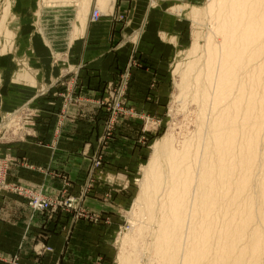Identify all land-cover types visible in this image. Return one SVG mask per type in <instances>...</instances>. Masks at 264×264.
I'll return each instance as SVG.
<instances>
[{
    "label": "bare ground",
    "instance_id": "bare-ground-1",
    "mask_svg": "<svg viewBox=\"0 0 264 264\" xmlns=\"http://www.w3.org/2000/svg\"><path fill=\"white\" fill-rule=\"evenodd\" d=\"M206 3L178 85L185 123L156 143L134 205L151 240L119 264H264V0Z\"/></svg>",
    "mask_w": 264,
    "mask_h": 264
},
{
    "label": "crops",
    "instance_id": "crops-1",
    "mask_svg": "<svg viewBox=\"0 0 264 264\" xmlns=\"http://www.w3.org/2000/svg\"><path fill=\"white\" fill-rule=\"evenodd\" d=\"M73 2L75 0L69 4ZM60 3L68 5L58 0H0V120L4 113L12 115L16 108L34 98V107L40 109L42 115L33 137L25 138L23 143L2 145V154L11 156L14 161L24 158L28 166H35L34 171L27 167H15L12 170L14 178L27 186L42 188L51 197L58 195L65 177L74 182L71 191L78 190L80 177L88 171L91 161L82 154L84 145L89 142L91 145L88 147H92L96 143V136H90L89 118L78 117L79 113H88L90 105H74L58 149L53 151L39 147L38 140L51 138L50 130L57 120L62 102L57 94L63 89L52 88L56 82L74 67L82 102L95 100L105 83L117 78L134 55L133 62L139 61L140 64L132 67L130 97L140 100L149 94L154 97L151 85L156 78L159 80L160 71L164 70V64L174 48L165 45L159 38L162 31L166 34L171 31L161 26V21L169 16L166 5L162 9L151 10L148 0H79L78 10L81 7L83 10L81 14L71 7L58 6ZM98 3L104 4V12L99 9ZM179 6L182 13L187 8ZM5 7H9L10 11L3 25L4 30L1 24ZM94 9L102 13L97 23L91 22ZM143 18L153 19L150 24L148 22V27L146 24L143 29L137 28L141 26L138 20ZM138 29L142 30L137 32L141 34L138 45L128 43V36ZM6 31L11 40H7ZM151 107L145 104L141 110L151 113ZM119 138L105 155L108 164L104 173L109 174L108 177L115 178L112 176L115 173L123 178L122 173L128 170L127 167H133L135 160L134 157L129 158V153H132L138 138ZM136 154L138 150L132 156ZM103 177L102 180L105 179ZM98 187L97 194L92 195L95 197L89 199V209L106 216L110 215V206L122 207L125 202L123 194L118 195V203L109 206L99 199L103 198L106 188ZM0 206V258H4L0 264H9L14 257H19V264H90L97 258L98 247L111 228L105 229L106 222H101L100 226L88 221L71 224L69 217V223L67 217L47 222L41 215L35 216L32 221L31 210L14 199H8ZM38 239L44 240L53 252L37 256L34 248Z\"/></svg>",
    "mask_w": 264,
    "mask_h": 264
},
{
    "label": "rangeland",
    "instance_id": "rangeland-1",
    "mask_svg": "<svg viewBox=\"0 0 264 264\" xmlns=\"http://www.w3.org/2000/svg\"><path fill=\"white\" fill-rule=\"evenodd\" d=\"M58 1L69 3V1L72 2L74 0ZM206 2L207 0H189L188 2L186 0H168L166 2L158 1V3H155L153 0H148L149 9L151 10L162 9V7L166 5L165 8L168 9L169 16L161 21V26L171 31L167 34L163 33L165 31H162L159 34V38L162 42L166 43L165 45L174 47L171 52V57L164 64V70L160 71L159 80L156 78V81L151 85L150 89L154 91V97H152V95L150 96V94L141 100L138 98L136 99V97H130L132 95L129 91L132 86V67L134 65L139 66L140 64L139 61L133 62L134 55L129 65L123 72L118 74L117 78L105 83L100 91V95L95 100L88 99L82 102V97L78 92L79 81L77 74H75L76 70H74V67H71V72H65L66 74H64L57 81L56 85L52 87H61L63 89L57 94V98L61 99L62 102L59 112L57 113V120H55L50 130V132H52L50 133L51 138L49 139L47 137V140H50V142L47 140H38L37 143L39 147H44L53 151L57 150L63 138V130L67 125V121L72 117L70 116L71 108L74 105H90L91 107L88 113L78 114L80 119L89 118L87 122H89L91 126L90 136H96V143H93L95 146L88 147L91 145L89 142L84 145L82 154L88 156L91 161L88 171L80 177L78 190L71 191L70 187L74 182L65 177L63 187L60 189L58 195L56 197H51L46 195L42 188L27 186L23 184L20 179L14 178L12 170L15 167H27L32 171L36 170V167L33 165L28 166L29 163L25 161L24 158L19 161H14L11 156L2 154L1 146L10 145L12 143H23L25 138L33 137L35 126L38 123V119L42 116L39 112L40 109L34 107L35 98L30 103L16 108L14 112L17 113L10 118L17 123L18 127L15 129L8 127V129L0 131V158L7 160L5 164L7 176L5 182H0V205L5 203L8 199L19 201L31 210L32 221L35 219V216L41 215L44 218L43 221L47 222L55 221L57 217H67V219L69 217V219L72 220L71 224L78 223L79 221H88L100 226L101 222H106L105 229L108 227L111 228L107 231L104 240L98 247L99 254L97 258L90 264H119L118 260L122 254L131 253L134 249L138 250L140 246L143 245V238L149 243V240H151L150 237H143L145 235L143 233L144 229H142L144 225H142V221L143 223H146V221L143 219L144 216L142 213L134 209V205L141 193V182L144 177V169L153 156L156 143L162 140L170 129L173 131L175 130V133H179L181 127L184 125L183 123H185V116H183L184 114L182 112L183 104L176 99L180 96V88L178 85L180 84V76L187 69L188 64L199 58V54L196 56L191 54L194 38L199 37V44L201 46L205 45L206 34H208V23L205 16ZM63 5L59 4L58 6ZM179 5L187 7L180 15L173 11L177 6L180 7ZM103 6L104 4L98 3V7L102 12L105 11ZM65 7H71L72 9H76V13L79 12L78 2L76 0L72 4L65 5ZM152 19L153 18L139 19L138 21L141 26L138 25L137 28L142 27L143 29L146 27V24L148 27ZM154 19L156 20L157 18ZM2 29L5 30L3 27ZM140 30L141 29L135 30L128 36L126 41L130 44L138 45L141 34L139 35L137 32ZM6 36H8L7 33ZM9 36L11 37V35ZM62 83H64V85H62ZM73 83H75V92L73 91ZM159 88L161 93L158 94ZM69 92L72 93L73 99L67 100V103L65 101V104L68 105L65 112L64 97H62V94L66 96V93ZM145 104L152 105L151 111H153H150L151 113H144V111L141 110V106ZM189 108L192 109V106ZM6 115H9V113H4L1 117L0 128L4 126V121L7 120ZM60 116H63L65 121L63 122V127L59 129ZM33 121L35 125H33ZM58 129L60 131L59 134L57 132ZM121 136H125L129 140L132 138V140H136L138 138L132 153H129V155H131L129 158L134 157L135 159L133 167H127L128 170L122 173L123 178L115 175V173L112 175L115 176V178L108 177L109 174L104 173V168L106 164H108L105 155L107 150L110 149L111 144ZM91 137L89 140H91ZM87 149L89 150L88 152ZM136 150H138V154H136L137 157H135L136 155L132 156L135 154ZM117 174L120 175L121 173L118 172ZM103 176H105L104 180H102L104 178ZM8 184H14L17 188H25L35 194H41L46 199L62 203V206L51 212L35 210L31 206V199L29 197L13 192L14 190H12ZM98 186L106 188L103 198H99L98 196L101 202L106 205H115L119 194H123L125 198L122 207L110 206L109 212L110 215H112L111 217L110 215L105 216V214L89 209L87 206L89 199L95 197L92 195L97 194L95 192L100 188ZM68 199L73 200V208L64 205ZM141 216H143V218ZM67 219L66 221L69 223L70 221ZM112 223L114 224L112 225ZM135 225L137 226L135 227ZM104 230L102 232L105 235ZM35 245L34 251L39 257L44 256L46 253L53 252V249L46 245L42 239H38ZM100 252L103 253V255L100 254ZM0 260L4 261V258H0ZM19 262V257H14L9 264H19ZM145 262H147V259H145Z\"/></svg>",
    "mask_w": 264,
    "mask_h": 264
},
{
    "label": "built area",
    "instance_id": "built-area-1",
    "mask_svg": "<svg viewBox=\"0 0 264 264\" xmlns=\"http://www.w3.org/2000/svg\"><path fill=\"white\" fill-rule=\"evenodd\" d=\"M157 1L166 2L168 0H157ZM101 17H102V13H100L97 10L93 11L92 20H94L95 22H98ZM62 85H64V83H62ZM74 88H75V83H73V91L75 92ZM62 97H64V105H65V112H66L68 105L65 104V101L67 103V100L73 99V96H72V93L69 92V93H66V96L62 94ZM64 121H65V118L63 116H60L59 129L63 127ZM59 129L57 131L58 134L60 133ZM6 161L7 160L0 158V182L1 181L5 182V179L7 176L6 169H5V164L7 163ZM9 187L12 190H14L13 192L24 195L26 197H29L31 199V206L35 210L44 211V212H51V211H55V210L59 209V207L62 206V203H60V202H54V201H51L49 199H46L41 194H35L34 192L27 190L25 188H17L14 184L9 185ZM73 204H74L73 200L68 199L64 205L69 207V208H73ZM50 252H51V250H50ZM16 264H18V263H16Z\"/></svg>",
    "mask_w": 264,
    "mask_h": 264
}]
</instances>
